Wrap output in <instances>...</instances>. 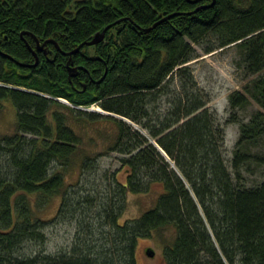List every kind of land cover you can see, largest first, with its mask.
I'll use <instances>...</instances> for the list:
<instances>
[{"label":"trees","instance_id":"16d2710c","mask_svg":"<svg viewBox=\"0 0 264 264\" xmlns=\"http://www.w3.org/2000/svg\"><path fill=\"white\" fill-rule=\"evenodd\" d=\"M110 24L105 40L72 56L83 67L72 84L63 51ZM24 30L63 51L50 43L53 55L39 51L36 67L0 53V110L10 98L17 111L15 132L0 138V264H138L139 240L167 228L175 233L160 235L165 264H264V75L230 94L227 122L240 134L229 160L225 127L187 64L198 58L192 44L215 32L220 47L241 49L250 76L263 73L264 0H0V50L33 64ZM251 100L261 109L240 123L236 111ZM94 104L117 116L79 108ZM62 109L78 122L115 124L108 149L124 155L125 183L99 178L85 155L83 177L66 184L82 137ZM246 172L262 180L249 183ZM160 182L154 207L120 223L128 191ZM56 196L59 212L41 219L36 213ZM66 220L77 223L74 245L46 252V227ZM34 245L41 249L28 252Z\"/></svg>","mask_w":264,"mask_h":264},{"label":"rangeland","instance_id":"374dc122","mask_svg":"<svg viewBox=\"0 0 264 264\" xmlns=\"http://www.w3.org/2000/svg\"><path fill=\"white\" fill-rule=\"evenodd\" d=\"M220 39L219 34L211 32L200 42L193 43L192 45L195 48L198 58L189 61L187 64H190L192 68L197 85L210 99L207 106L217 113L221 125L225 127V156L230 160L233 155L234 145L238 141L240 134L239 123L227 122L231 113L229 105L230 94L235 90L243 91L245 85L252 81V79L263 76L264 71L261 74H253L250 76L248 72H246L245 62H243V52L241 49L235 43L220 47ZM208 48H212L213 50L207 53ZM33 49L36 50V44ZM89 51L94 52V49L91 47ZM38 52L39 51H37V54ZM40 94L45 95L43 93ZM61 99V102H64L70 107H74V105L71 102H68L65 98ZM3 105L4 108L0 110V138L2 135L13 134L15 132V123L17 121V111L12 100L10 98L6 99L3 101ZM167 105V98H165L163 108ZM94 106L99 105L94 104ZM92 107L93 105L91 107L79 108H84L86 111L89 110L92 112ZM256 109H261L260 105L254 100H251L250 106L237 110L236 112L240 117V123L248 122ZM62 110L69 114L71 117L70 123L82 137L80 151L76 154L77 156L73 158V161L69 165L70 169L66 175V184L74 185L83 177L81 174V165L85 155H88L92 159L93 162L91 163V166H94L93 169L97 166V173L99 174L97 175L99 178H104L105 181L106 177H108L111 180L113 179L112 174H116L118 175V179L122 183H125L127 180V169L121 164V159L124 155L118 152H111L108 149L114 141L116 130L115 124L106 119L90 123L78 122L72 117V113L66 109ZM133 127L142 131L153 143H155L154 139L150 137L148 131L137 124H133ZM245 177H247L249 183L262 180V176L259 173H257V175H250L246 172ZM109 179H106V181H109ZM164 190L165 185L160 182L152 183L150 190L145 193L139 192V194H137L128 191L126 195V209L121 215L119 222L124 223L130 219L139 218L144 212L154 207ZM61 203V197L56 196L48 206L43 210L38 211L36 214L41 219L51 220L59 212ZM76 230V221L69 220L56 223L54 226H47L46 232L49 240L46 252L55 255L63 254L66 249L74 245L77 233ZM174 233V228H167L162 231L154 232L151 238H141L136 249V260L138 261V264H165L164 244L160 235L172 239ZM147 248L155 250V255L153 257H150L147 254ZM40 249L39 246L34 245L28 247L27 251L38 252Z\"/></svg>","mask_w":264,"mask_h":264},{"label":"water","instance_id":"95a60500","mask_svg":"<svg viewBox=\"0 0 264 264\" xmlns=\"http://www.w3.org/2000/svg\"><path fill=\"white\" fill-rule=\"evenodd\" d=\"M176 14H179V13H174L173 15L165 16L163 19H161V20L155 22V24H153V26H151V27H149V28H146V30H147V31L152 30V29H153L154 27H156L157 25L163 23L164 20H167V19L173 17V16L176 15ZM111 26H112V25L110 24L109 26H107L106 28H104L102 31H100V32H96V33L93 35V38L89 39V41H85V42L79 44V46L76 47V49L70 50V51H68V52L63 51V54H64L66 57H68V59H69V61H68V63H67L68 80H70V82H71L72 84H73V80H72V78H73V77H77V76L79 75V73H80V69H83L82 66H80V67H76V66H74V62H73L72 56H73L74 54L79 53V51L81 50V47L84 46V45L89 46V45H98V44H100V42H102V41L106 38V36H105L106 31L109 30ZM25 35H29V36H31L33 39L36 40V43H37V45H36V50H34L33 48H31V46H30L28 40L25 38ZM21 38L24 39V41H25L26 44L28 45L29 49L32 50V52H33V54H34V56H35V60H36L35 63H33V64H28V63H26V64H25V63L19 61L18 59L12 57L11 55H9L8 53H6L5 51H1V50H0V53H1L3 56L5 55L6 57L10 58L11 60L16 61L17 64H19V65H21V66H23V67H26V66H28V67H36V65L39 63L38 55H37V50H38V51H41V52H44L46 56H49V53L52 52V50L49 49V47H48V44H49V43L54 44L55 47H56V49L62 51V49H60V46H59L58 42H56L54 39H48V40H46L45 42L41 43V41L36 37V35L34 36V34L31 33V32H29V31H25V30H24V32L21 33ZM85 89H86V84L84 83V84H83V90H85ZM58 100L60 101V100H62V99L59 98ZM63 101H64V100H63ZM83 109H84V108H83ZM84 110H85V109H84ZM88 111H89V110H88ZM103 113L108 114V115H111V116H117L116 114H113V113L108 112V111H104ZM147 254H148L150 257H153V256L155 255V250H154V249H151V248H147Z\"/></svg>","mask_w":264,"mask_h":264},{"label":"bare ground","instance_id":"6f19581e","mask_svg":"<svg viewBox=\"0 0 264 264\" xmlns=\"http://www.w3.org/2000/svg\"><path fill=\"white\" fill-rule=\"evenodd\" d=\"M48 40V39H47ZM105 40V39H104ZM41 43H43V42H41ZM50 44V43H49ZM49 44H48V46H49ZM36 45H37V43H36ZM87 46V45H86ZM89 46H94V45H89ZM38 51V50H37ZM63 51V50H62ZM41 52V51H40ZM50 55H53V53L52 52H50L49 53ZM34 55V54H33ZM38 55V54H37ZM35 57V56H34ZM38 60H39V58H38ZM22 62V61H21ZM47 97V96H46ZM88 111V110H87ZM91 111H95V112H99V113H103L104 112V110H102L99 106H94L93 105V107H92V109H91ZM108 115V114H107Z\"/></svg>","mask_w":264,"mask_h":264},{"label":"flooded vegetation","instance_id":"af4514ba","mask_svg":"<svg viewBox=\"0 0 264 264\" xmlns=\"http://www.w3.org/2000/svg\"><path fill=\"white\" fill-rule=\"evenodd\" d=\"M50 55V54H49ZM68 58V57H67Z\"/></svg>","mask_w":264,"mask_h":264}]
</instances>
